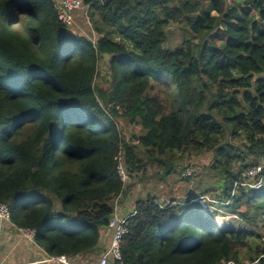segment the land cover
I'll list each match as a JSON object with an SVG mask.
<instances>
[{"label": "trees", "instance_id": "obj_1", "mask_svg": "<svg viewBox=\"0 0 264 264\" xmlns=\"http://www.w3.org/2000/svg\"><path fill=\"white\" fill-rule=\"evenodd\" d=\"M83 1L96 43L68 31L54 0H0V203L12 222L49 256L91 253L127 191L122 153L131 175L211 152L214 186L136 202L122 262L264 264V184L244 178L258 166L264 177V0ZM171 23L188 46H167ZM100 59L107 89L95 84ZM120 118L142 134L126 141ZM209 193L250 230L219 226L198 199Z\"/></svg>", "mask_w": 264, "mask_h": 264}, {"label": "rangeland", "instance_id": "obj_2", "mask_svg": "<svg viewBox=\"0 0 264 264\" xmlns=\"http://www.w3.org/2000/svg\"><path fill=\"white\" fill-rule=\"evenodd\" d=\"M68 31L73 34L84 35L87 38L93 40L94 43H96V40L99 37L94 29L93 19L90 15V9L87 11V8L77 10L75 22L72 26H68ZM192 37L195 36L193 35ZM186 39L187 35L183 32L179 23H171L167 27V46L172 50L178 46H188L189 41ZM197 40V38H194V41ZM107 68L108 67L105 61L100 59L98 70L100 71L101 76H96L95 84L103 86V88L108 87V82L106 80ZM153 85L155 88L153 92L158 93V85ZM117 123L118 129L121 131L122 137L126 141H130L134 138V136L138 137L142 134L141 126L131 122L127 118H120ZM134 142H136L134 143L135 145L139 146L137 141ZM122 155L123 153L121 154L120 161H122L124 164V158ZM174 161L176 168L175 171L170 174H164L163 168L157 163H150L144 171L132 173L129 180L124 182L125 186L127 187V191L125 193L126 196L123 195L119 196L118 198L120 209L122 206H124V204H126L125 210L130 208L132 211L133 206H136L137 201L146 199L148 196H154L160 202H168L171 198L184 199L188 193L191 195L196 194V192L200 191L203 186L211 188L216 184L214 173H212V171L209 169V166L212 163L211 152H186ZM187 169L192 171L190 175L186 174ZM244 178H246L245 180L248 181V186L251 189H258L262 184H264V178L260 186L255 184L253 181L261 178L258 177V174H253L250 176L248 173H246ZM201 197L206 199V202L203 205V210L207 213H214L216 216V223L219 226L231 225L237 229L243 228L250 230V226L236 215L235 210L232 207L230 208L228 206L229 204L227 203L220 204L213 193H209L207 196ZM240 209H246V205L243 203L240 206ZM131 211H128V213H125L124 215L130 214ZM7 222L11 224V221ZM14 227H16L20 238L26 241V244H29V246L27 245V249L30 252H28L26 260L24 258L18 259V257L17 260H15L17 249L14 247L17 244V238L14 237L10 240H6L5 237L0 236V264H25V262L29 263V261L32 262L30 264H36V262L39 261H41L40 263L43 264H63L54 261L48 262L47 259L50 257L49 255L46 256V259H41L40 252L43 253L44 250L33 240V237L28 236L25 231L19 230L16 225H13V228ZM257 231L258 237L255 243H264V218L262 219V222H260V227H258ZM111 239L112 234L108 238H105V240H102L101 247L95 251L73 259H69L71 264H97L104 248L109 246ZM7 246L10 247V250L12 251L11 261L9 260V256L7 254L5 256L3 254L5 253L3 250ZM241 252L245 254L246 250L242 248ZM8 260L10 261L9 263ZM232 264L235 263L232 261ZM245 264H249V262L245 261Z\"/></svg>", "mask_w": 264, "mask_h": 264}, {"label": "built area", "instance_id": "obj_3", "mask_svg": "<svg viewBox=\"0 0 264 264\" xmlns=\"http://www.w3.org/2000/svg\"><path fill=\"white\" fill-rule=\"evenodd\" d=\"M54 7L57 11L58 19L67 27L72 26L74 24L78 9L87 8V11L90 9V5L85 4L83 0H54ZM118 171L121 180L123 182H127L130 178V174L126 169L125 164L122 163V161H120ZM260 171L261 166H258L256 168L249 169L247 173L248 175L252 176L253 174L260 173ZM191 172L192 171L190 169L186 170L187 175L191 174ZM263 178L264 177L262 176L261 178H258L257 180L253 181L255 182V184L260 186ZM262 185L260 187H262ZM198 199L202 205H204V203L206 202V199L204 197H199ZM119 210L120 207L117 199L115 202V218L110 221L108 226V229L112 232V239L109 246L104 248L97 264H117V262L119 264H123L121 240L123 235L127 232L126 222L133 211L128 215H121ZM5 220L11 221V224L15 225L11 220V212L9 206L6 203H0V222H3ZM18 229L25 231L26 234L30 237H33V240L35 241L34 230L22 227H18ZM47 261L71 264L69 258L66 255L50 256ZM229 264H232V261L229 262Z\"/></svg>", "mask_w": 264, "mask_h": 264}, {"label": "crops", "instance_id": "obj_4", "mask_svg": "<svg viewBox=\"0 0 264 264\" xmlns=\"http://www.w3.org/2000/svg\"><path fill=\"white\" fill-rule=\"evenodd\" d=\"M121 196H123V195H121ZM124 196H126V194ZM122 200H121V204H122ZM125 205L126 204H124V206H122V208L119 210L121 215H124L125 213H128V211H131L130 208L128 210H125ZM121 210H122V212H121ZM133 210H134V206H133L132 211ZM104 232H105V236L103 237L102 240H105V238H108L112 234V232L109 229L107 231H104ZM0 236L5 237L6 240H10L11 238L16 237L17 238V244H16V246L14 248L17 249V253L15 255V260H17V257H18V259L24 258L26 260L28 252H30L27 249V245L29 246V244H26L25 243L26 241H24V240H22L20 238V235L17 233L16 227L13 228V224H10L7 221L0 222ZM101 243H102V241H101ZM101 243H100V247H101ZM3 251H5V253H3L4 256L7 254L9 256V260L11 261L12 251L10 250V247L7 246ZM40 255H41L40 256L41 259H44V258L46 259L47 253H45V251L43 253L40 252ZM9 260H8V263L10 262ZM33 262H36V261H33ZM40 262L41 261L36 262V264H43V263H40ZM48 262H50V261H48ZM30 263H32V262H30V261H29V263L25 262V264H30ZM21 264H23V263H21Z\"/></svg>", "mask_w": 264, "mask_h": 264}, {"label": "water", "instance_id": "obj_5", "mask_svg": "<svg viewBox=\"0 0 264 264\" xmlns=\"http://www.w3.org/2000/svg\"><path fill=\"white\" fill-rule=\"evenodd\" d=\"M115 218V215L114 214H110V215H108L107 217H106V219H108V220H113Z\"/></svg>", "mask_w": 264, "mask_h": 264}]
</instances>
